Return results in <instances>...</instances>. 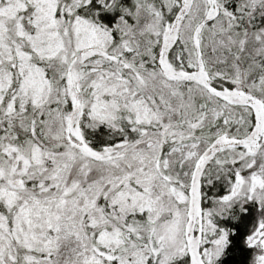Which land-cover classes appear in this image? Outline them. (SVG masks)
<instances>
[{
  "label": "snow or ice",
  "instance_id": "obj_1",
  "mask_svg": "<svg viewBox=\"0 0 264 264\" xmlns=\"http://www.w3.org/2000/svg\"><path fill=\"white\" fill-rule=\"evenodd\" d=\"M250 210L264 264V0H0V264H217Z\"/></svg>",
  "mask_w": 264,
  "mask_h": 264
},
{
  "label": "trees",
  "instance_id": "obj_2",
  "mask_svg": "<svg viewBox=\"0 0 264 264\" xmlns=\"http://www.w3.org/2000/svg\"><path fill=\"white\" fill-rule=\"evenodd\" d=\"M251 220L252 212L250 210L248 213L241 214L240 219L236 222L230 219L220 222L222 227L233 229L234 234H230V242L217 264H249L251 250L246 247L244 240ZM178 264H183V260L179 261Z\"/></svg>",
  "mask_w": 264,
  "mask_h": 264
},
{
  "label": "rangeland",
  "instance_id": "obj_3",
  "mask_svg": "<svg viewBox=\"0 0 264 264\" xmlns=\"http://www.w3.org/2000/svg\"><path fill=\"white\" fill-rule=\"evenodd\" d=\"M190 259V258H189Z\"/></svg>",
  "mask_w": 264,
  "mask_h": 264
}]
</instances>
